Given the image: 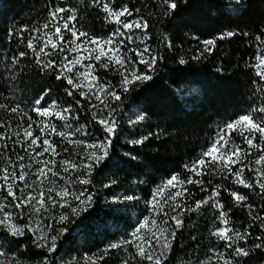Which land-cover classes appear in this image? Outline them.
Wrapping results in <instances>:
<instances>
[{"label": "snow or ice", "instance_id": "obj_1", "mask_svg": "<svg viewBox=\"0 0 264 264\" xmlns=\"http://www.w3.org/2000/svg\"><path fill=\"white\" fill-rule=\"evenodd\" d=\"M162 5L163 16L170 17L178 7V0H162ZM91 7L99 9L104 14L105 23L113 26L107 36L80 30L76 24L78 9L60 3L51 5L42 28L23 25L18 32L9 29V40L15 35L21 43L24 42V33L29 32L27 49L31 52L34 66L40 73H55L56 80L65 82V92L72 101L65 107L56 100L49 103L48 90H45L34 102L23 106L20 102H13L14 106L0 103V109L21 115V123L15 130L11 122L5 124L0 121V129H4L0 131V230L12 238L7 241L10 245L31 233L34 247L46 250L48 254L42 264H57L55 254L60 240L77 231L79 220L90 214V209L94 210V194L85 187L92 184L94 173L117 163L131 165L137 160L139 153L134 154L130 150L125 153L126 159L113 161L112 145L125 123L136 126L147 119L146 110L142 107H137L131 115L124 110L137 105L133 93L138 95L142 90L139 85L153 80L157 64L163 59L159 50L153 51L148 43L151 39L149 21L139 15L140 9L119 6L115 0H91ZM234 35L235 32L227 31L201 41L203 51L192 59L199 60L204 53L210 54L217 39ZM242 35L247 37L249 33ZM256 41L258 54L249 67L258 78L252 81L255 93L264 97V41L259 35ZM171 46L167 41V47ZM29 51L21 50L18 56L13 55L12 64L16 65L21 58L28 57ZM179 63L183 65L186 61L181 58ZM97 64L106 71H116L120 76L118 84L102 81L96 73ZM84 101H87L86 109ZM81 109L91 113V121L99 125L97 132H101L100 135L88 131L87 126L72 123L81 119ZM32 112L38 120L32 118ZM25 116L28 121L26 127L23 123ZM52 118L62 121V128H58ZM234 135L239 136L246 147L237 144ZM56 136L61 138V145L55 142ZM149 136L151 133L127 143L142 145ZM61 150L68 153V157L61 158ZM252 156L254 160L249 159ZM184 168L193 175L184 180L179 173H173L162 185L154 188L152 196L145 202L148 215L129 226L127 238L108 244L103 250L105 254L110 249L123 248L127 259L122 264H166L176 232L183 227L184 214L198 211L202 205L210 203L218 211L216 221L221 225L211 232V236L222 241L224 246L223 251L210 249L211 259L215 264H237V258L249 256V250L240 242L247 243L251 232L229 227L228 213L220 202V194L223 189L238 205L246 207L253 224L258 223L264 232V215L256 210L255 201L249 202L248 195L236 187L251 190L264 205V106L229 117L224 122L217 121L213 138ZM80 172L83 174L77 175ZM209 173L231 181L232 186L217 184L210 189L211 196L196 200L190 207L186 203L190 195L187 185L195 184L201 187V191H209L203 180ZM246 173L252 175L251 180ZM60 180L63 184L58 183ZM115 183L111 180L104 187ZM166 187L175 191L169 192L167 198H158ZM112 199L110 206L116 211L122 210L115 203L118 197ZM125 199L132 201L136 198L130 195ZM26 208L29 209L28 222L24 223L21 218ZM57 208L60 209L58 215L54 214ZM70 224L73 226L69 227ZM255 239L258 242L254 243V248L264 250V236H256ZM84 258L98 264V260L88 257L87 253ZM12 259H16V254L10 255L0 244V264H10ZM98 259L102 260L103 256ZM16 264H19L18 259ZM60 264L65 262L61 259ZM67 264H72V261Z\"/></svg>", "mask_w": 264, "mask_h": 264}, {"label": "trees", "instance_id": "obj_2", "mask_svg": "<svg viewBox=\"0 0 264 264\" xmlns=\"http://www.w3.org/2000/svg\"><path fill=\"white\" fill-rule=\"evenodd\" d=\"M54 3L78 9L76 24L80 30L99 36H107L113 30V26L105 23L104 14L91 7V0H0V103L14 106L13 102H20L23 106L34 102L45 90H48L49 103L56 100L61 107L72 103L65 92V82L56 80L55 73H40L34 66L31 52L27 49L29 32L24 33L23 43L15 35L9 40V29L18 32L23 25L42 28ZM115 3L141 10L139 15L149 21L151 39L148 43L153 51L159 50L163 59L157 64L153 80L139 85L142 90L138 95L133 93L137 105L124 110L131 115L137 107H142L146 110L147 119L136 126L125 123L112 145L113 161L126 159L125 153L130 150L134 154L139 153L137 160L131 165L117 163L94 173L92 184L85 186L94 194V210L90 209V214L79 220L77 231L70 232L67 239L60 240L55 254L57 264L61 259L65 264L68 261H72V264H92V260H85V253L97 259L98 264H122L127 259L123 248L110 249L107 254L103 250L108 244L127 238L129 226L134 225L138 218L148 215L145 202L152 196L153 189L162 185L173 173H179L184 180L193 175L184 165L208 145L214 136L217 121L224 122L229 117L264 106V97L255 93V85L252 84L258 78L249 67L258 54L256 37L259 35L264 41V0H239V3L237 0H178V7L170 17L162 14V0H115ZM227 31H233L236 35L217 39L210 54L204 53L199 60L192 59L203 51L201 41ZM245 32L249 33L247 37L242 35ZM66 35L70 38V34ZM167 41L171 42L170 48ZM21 50L29 51L28 57L21 58L18 64L13 65L12 56H18ZM181 58L186 61L183 65L179 63ZM96 73L102 81H111L113 85L118 84L120 79L116 71H106L98 64ZM83 103L86 109L87 101ZM85 109L79 111L81 119L72 123L87 126L88 131L100 135L101 132H97L99 125L91 121V113ZM30 115L34 120L39 119L34 112ZM52 119L58 128H62V121ZM0 121L5 124L11 122L15 130L21 123V115L0 109ZM27 122L25 116V127ZM36 133L39 134L38 129ZM149 133L151 136L142 145L127 143ZM233 139L246 147L239 136L234 135ZM54 140L57 145L62 144L59 136ZM64 157H68V153L61 150V158ZM249 159L254 160L255 157ZM246 175L252 179L251 174ZM111 180L116 183L105 188L104 185ZM203 180L209 191H201V187L195 184L187 185L190 195L186 203L190 207L195 205L196 200L211 196L210 189L215 185L232 186L231 181H224L211 173L205 175ZM58 183L63 184V181ZM236 187L248 195L249 202L255 201L256 210L264 215V211H261L264 205L260 203L259 196L251 190ZM171 191L175 189L166 187L158 198H167ZM130 195L136 199L126 200L125 197ZM113 197H118L115 203L122 210L116 211L110 206ZM220 202L228 213L229 227L240 232L246 229L251 232L247 243L240 242L242 247L249 250V256L237 258V264H264V250L254 248V243L258 242L256 236H264L259 224H253L248 209L238 205L223 189ZM24 211L21 219L27 223L29 209ZM59 212L57 208L54 214L58 215ZM217 215L218 211L210 203L202 205L198 211L186 212L183 227L176 232L166 264H215L209 250H224L223 242L211 236V232L221 226L216 221ZM11 239L0 230V244L10 255L16 254V259H12L10 264H16L17 259L19 264H42L44 256L48 255L46 250L34 247L31 233L19 238L16 244H8L7 241ZM101 256L103 259L99 260Z\"/></svg>", "mask_w": 264, "mask_h": 264}]
</instances>
